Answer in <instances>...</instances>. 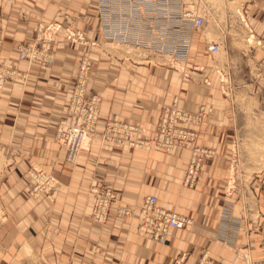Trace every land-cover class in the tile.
Here are the masks:
<instances>
[{"label": "crops", "instance_id": "crops-1", "mask_svg": "<svg viewBox=\"0 0 264 264\" xmlns=\"http://www.w3.org/2000/svg\"><path fill=\"white\" fill-rule=\"evenodd\" d=\"M241 5L242 22L252 38L242 58L248 62L249 90L264 92V0H244ZM54 22L84 31L96 44H73L58 35L51 63L19 60L20 45L33 44L39 25ZM102 29L97 0H0V44L5 50L0 58L21 73L0 90V264H195L206 253L223 264H245L241 252L264 260V170L253 176L249 188L255 209L233 211L235 245L218 239L227 233L223 205L234 203L226 156L236 117L214 112L198 125L199 142L212 140L209 146L217 156L204 163L195 188L183 185L189 150L166 152L154 144L131 147L105 140L110 121L136 126L139 135L150 140L164 105L178 99L189 111L196 106L189 102L190 93L177 85L173 67H145V61L115 52L110 45L141 50L107 41ZM194 33L203 38L199 57L207 68V39L201 31ZM85 53L94 62L92 86L102 97L101 114L88 148L69 167L56 141L57 125L68 117L70 83ZM220 69L224 78L225 65ZM257 103L264 107V101ZM218 106L227 103L217 101ZM37 165L58 179L52 195L34 190L30 170ZM101 185L112 187L118 197L103 224L92 219L91 189ZM149 195H157L163 207L192 217L194 225L172 229L167 241L159 242L141 232L138 212L118 213L119 204L137 205Z\"/></svg>", "mask_w": 264, "mask_h": 264}, {"label": "built area", "instance_id": "built-area-1", "mask_svg": "<svg viewBox=\"0 0 264 264\" xmlns=\"http://www.w3.org/2000/svg\"><path fill=\"white\" fill-rule=\"evenodd\" d=\"M199 8L200 0L198 4L194 0L189 2L186 0H97V16L102 23V31L107 41L153 53L156 57L166 59L172 64L187 63L191 53L193 33L203 30L206 15ZM58 35L73 44L84 46L96 44L88 39L84 31L74 26H66L59 22L49 25L40 24L35 42L20 46L19 60H27L30 63H51L54 59V38ZM205 44L206 50L211 54L220 51L217 42L210 43L206 40ZM93 73V59L88 53L81 55L75 79L70 83L68 117L57 125L56 141L65 152L67 165H75L78 162L80 154L88 148L100 119L102 97L93 90ZM19 75L21 73L16 69L0 63V90L7 79ZM205 118L203 109L196 112L189 111L180 105L178 99H175L162 107L153 139L142 138L136 126L110 121L105 130V140L131 147L154 144L166 152H172L176 148L189 150L190 157L183 185L195 188L204 163L216 156L215 149L197 142L200 136L197 127ZM30 174L35 178L34 190L48 195L57 188L58 179L52 171L34 168L30 170ZM91 192L95 197L92 219L100 224L106 223L118 197L113 188L107 185L95 186ZM117 211L121 215H134L138 212L142 217L141 232L159 242H166L172 229L184 230L194 224L192 217L163 207L157 195H149L137 205H118ZM226 224L227 233L222 235L229 241L233 225L230 221ZM198 264L215 263L204 256Z\"/></svg>", "mask_w": 264, "mask_h": 264}, {"label": "rangeland", "instance_id": "rangeland-1", "mask_svg": "<svg viewBox=\"0 0 264 264\" xmlns=\"http://www.w3.org/2000/svg\"><path fill=\"white\" fill-rule=\"evenodd\" d=\"M243 1L204 0L201 2L200 0L199 9L206 15V22L201 32L208 42L211 43L213 41L220 45V51L216 54H211L205 50L208 55L207 68L203 66L199 57L203 48V44H201V39L203 38L199 36L195 38L196 33H194L195 42L192 59L185 65L175 63L170 66V62L155 57L151 53L110 45L115 52L121 51L119 52L121 54L128 53L134 56L136 60L145 61L146 63L144 62L142 66L173 67L172 69L177 72V85L190 93L189 102L194 103L196 106L193 112L203 109L206 114L205 119L212 114L214 115V112L215 116L217 112V116L219 117H223L227 113L237 118L235 132L233 133L234 137H231L228 143L230 154L226 156L230 163L229 172L226 175L230 176V193L233 196L232 200L234 203L223 205L225 213L222 214V219L224 223L231 221L233 211L237 212L239 207H246V209L251 210L255 209V199L249 188L253 176L256 173H260L259 171L264 170V107L260 108L257 103L260 100L264 101V92L249 90L248 62L242 58L245 57L243 52L248 51V43L252 41V38L246 33L242 22L241 4ZM194 2L198 4L199 0H194ZM225 3L227 6L225 5V8H223L222 5ZM228 19L233 20L232 23H225V26H222L221 22L228 21ZM34 34L37 35V30ZM246 35L248 36L246 37ZM60 37L62 36L60 35ZM2 52L5 53V50L2 48V44H0V55ZM5 62L4 58H0L1 65ZM163 63H166V65H163ZM222 65L226 67L224 78L221 73L222 69L218 70V67ZM219 80L224 82H219L218 85ZM222 84L224 85L222 86ZM180 94L182 93L180 92ZM217 101H226L227 106L217 107ZM254 102L257 104H254ZM222 111L226 113L223 114ZM256 119L260 121H256ZM211 141H206V144L200 143L199 140L197 142L202 146L212 147L209 146L213 145L210 144ZM212 148L215 149L214 147ZM68 166L71 167L72 165ZM36 168L40 169L43 167L37 165ZM33 179L35 180L34 177ZM52 194L53 191L49 192L47 196ZM237 226L241 228L239 225ZM234 236V241H232V237ZM218 239L224 244L235 245L238 235L233 233L229 241L224 237H218ZM241 255L245 264H264V260H254L248 252H241ZM204 256L215 264H223L211 257L209 253L202 255L195 264H198Z\"/></svg>", "mask_w": 264, "mask_h": 264}]
</instances>
